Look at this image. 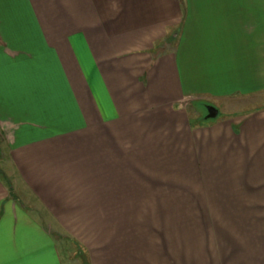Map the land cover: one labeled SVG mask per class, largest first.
Returning a JSON list of instances; mask_svg holds the SVG:
<instances>
[{"label": "crops", "instance_id": "crops-1", "mask_svg": "<svg viewBox=\"0 0 264 264\" xmlns=\"http://www.w3.org/2000/svg\"><path fill=\"white\" fill-rule=\"evenodd\" d=\"M0 139V264H264V0H0Z\"/></svg>", "mask_w": 264, "mask_h": 264}, {"label": "rangeland", "instance_id": "rangeland-1", "mask_svg": "<svg viewBox=\"0 0 264 264\" xmlns=\"http://www.w3.org/2000/svg\"><path fill=\"white\" fill-rule=\"evenodd\" d=\"M208 107H215L216 109L219 110V115L217 118L209 119V120L206 119V117L208 115ZM186 109H187L186 112L188 113V117L195 124H197L199 122L200 123H213L215 121L223 119L224 117H226V115H228V113H225V111L222 107H220L219 105H217L215 103L207 102V101H195V102H193L192 106L188 105V107H186ZM229 114H231V113H229ZM8 159L9 158H8L7 147L2 143V140L0 139V176L12 188L14 187L15 184H18L17 186L21 187V185H22L21 181L16 176V174H15V172H14V170H13ZM20 190H21V188H20ZM24 194L27 197V195H26L27 193L24 192ZM67 242H68L67 248L70 252H72L73 258L75 260H78V261L81 260L82 261L78 264H85L83 262L84 256H83L82 252L78 249V246L70 240H67ZM66 264H70V262L68 260H66Z\"/></svg>", "mask_w": 264, "mask_h": 264}, {"label": "water", "instance_id": "water-1", "mask_svg": "<svg viewBox=\"0 0 264 264\" xmlns=\"http://www.w3.org/2000/svg\"><path fill=\"white\" fill-rule=\"evenodd\" d=\"M218 109H216L215 107H208V115L206 117V119H215L218 116Z\"/></svg>", "mask_w": 264, "mask_h": 264}]
</instances>
